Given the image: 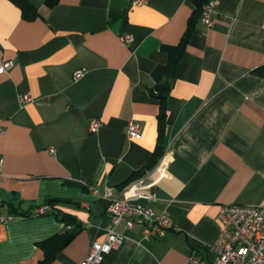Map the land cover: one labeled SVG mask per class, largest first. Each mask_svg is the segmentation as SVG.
I'll return each instance as SVG.
<instances>
[{"label":"crops","instance_id":"0c3cea01","mask_svg":"<svg viewBox=\"0 0 264 264\" xmlns=\"http://www.w3.org/2000/svg\"><path fill=\"white\" fill-rule=\"evenodd\" d=\"M32 3L40 15L26 20L0 0V68L14 62L0 71V214L57 198L71 202L59 207L81 228L53 214L0 222V264H39V244L67 231L74 239L50 264H80L107 236L109 204L146 175L153 199L137 202L175 228L143 241L141 225L122 224L126 240L101 264H187L191 253L211 261L221 206L264 205V78L255 73L264 67V0H218L211 29L198 16L167 100L165 166L129 183L158 146L154 72L169 63L164 47L185 35L194 0ZM23 94L32 100L22 104ZM131 121L141 138L128 137Z\"/></svg>","mask_w":264,"mask_h":264},{"label":"built area","instance_id":"2783aa9c","mask_svg":"<svg viewBox=\"0 0 264 264\" xmlns=\"http://www.w3.org/2000/svg\"><path fill=\"white\" fill-rule=\"evenodd\" d=\"M217 7L218 0H209L202 8L201 21L208 29L214 26L213 14L217 11ZM122 39L127 44L133 42L132 35L123 36ZM13 65L12 61L4 62L0 71H7ZM84 74V70H78L73 76L75 80H78ZM31 100L29 94L20 96L22 104ZM102 125L101 120L94 118L89 128L92 132H97ZM141 132V124L134 121L128 123L129 138L139 139ZM163 166L165 163L160 161L156 167L160 169ZM154 185L155 183L146 175L133 184L123 198L113 200L109 204L107 213L111 219V225L107 228V236L104 241H95L92 244L90 253L80 264H101L107 254L118 250L126 240L125 235L116 231V228L122 224L126 229L141 225L143 241L165 237L175 228L167 213L158 215L152 208L137 202L139 199H153L149 189ZM50 211L49 205H42L28 214L18 213L15 217L0 214V222L7 223L18 217L22 219L29 216H43ZM219 219V234L210 246L213 259L205 261L197 253H191L187 264H264V205H223L220 208Z\"/></svg>","mask_w":264,"mask_h":264},{"label":"trees","instance_id":"16d2710c","mask_svg":"<svg viewBox=\"0 0 264 264\" xmlns=\"http://www.w3.org/2000/svg\"><path fill=\"white\" fill-rule=\"evenodd\" d=\"M14 3L21 10L22 17L26 20H34L39 17V10L36 9L32 3V0H9ZM61 0H44L45 6L52 9L59 5ZM209 0H194V5L196 7L194 11V16L190 19L188 23V29L183 36L181 42L177 46H166L164 47L169 55V63L167 65L159 66L155 72L154 76L158 79L156 88L151 90L153 96L160 102V114L158 117V146L152 155L149 164L142 169L140 172L133 174L126 183H129L141 176H143L147 170L158 165L159 160L165 153V146L163 145L166 127H167V100L170 96V91L172 89V83L175 75L176 68L183 57L194 23L197 21L198 16L201 14L203 6ZM256 74L264 78V67L255 71ZM47 205H50L51 211L48 214L60 215L61 221L67 226H74L81 228L77 224V217L73 214L64 212L59 205H64L71 203L69 201L60 200L57 198H49L46 200ZM76 233L72 231H67L62 234H56L53 237L45 240L39 244L40 248L44 252V259L39 264H50L59 253H61L74 239Z\"/></svg>","mask_w":264,"mask_h":264}]
</instances>
